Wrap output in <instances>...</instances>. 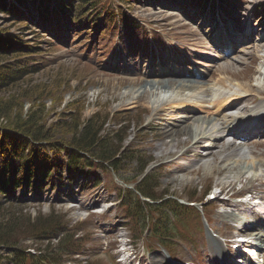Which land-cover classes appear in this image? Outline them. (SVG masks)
Returning <instances> with one entry per match:
<instances>
[{
    "label": "rangeland",
    "instance_id": "obj_1",
    "mask_svg": "<svg viewBox=\"0 0 264 264\" xmlns=\"http://www.w3.org/2000/svg\"><path fill=\"white\" fill-rule=\"evenodd\" d=\"M202 1L110 0L112 8L106 17L109 18L112 15L115 17L111 24L103 23V18H100L101 22L100 19L94 18L93 13H90L88 18L85 17L77 22L74 29L70 20L63 17V23L60 27L62 32L55 33L49 30L43 22L39 24L35 18L38 16L37 12L40 13L44 7H58L60 9L62 8L60 5H63L64 8L67 7L66 0H23L20 5H17L16 2L13 5L12 0H6L5 3H0V8L4 5L7 8L10 4L15 7V13L8 14L0 9V32L2 31L0 34L15 35L21 42L24 40L27 42L23 45L34 47L33 50H37L33 55L19 59L12 57L13 59L4 63L24 64L28 67L41 65L37 68V74L31 78L32 82L28 83V86H32L33 89V85L44 82L53 91L50 98L43 103L45 105V111L41 118L43 120L38 124L42 126L43 130L48 131L50 141L60 145V147L55 146L57 150L67 146L69 140L65 137H72L73 131L64 129L63 126L72 124L73 118L70 115H78L75 108L81 107L78 119L81 126L94 116L108 117L103 123V129L98 133V137H101L100 141L102 140L100 147L104 148L103 145L106 143L107 146L115 148L114 150L113 148L108 149L107 151L111 154L106 156L112 154H117L116 156L125 155L118 172L119 176H117L121 183L129 182L138 177L142 160L145 163L154 161L160 165L154 175V180L150 182V186L154 187L153 193L156 195L167 192L168 195L172 194L186 200L193 191L196 190L198 196L201 191L209 187V197H216L217 200L212 201L206 198L208 202H211L208 205V209L211 210V215L208 218L221 236L232 237L236 233L234 226L242 225L251 220L257 222L259 218L253 220L252 215L249 214L251 211L249 212L248 209L245 210L242 206L235 204L236 201L233 198L230 199L231 202L222 200L231 194L234 196L235 193L249 188L255 191V194L261 192L259 196L263 194L264 197V166L260 165V162H264V145L256 144L246 147L252 153L251 158L256 162L255 168H252L250 159L244 162L242 161L243 158L235 159L234 155L225 157L227 152H218L209 158H205L208 161H202L200 164L194 165L192 161L187 159H174V164L170 165L172 152L176 151L179 155L186 148L183 146L185 143L191 144L188 139L189 136L191 137L194 128L179 124L181 125L180 129L185 133L182 134L181 132L178 135L176 131L171 130V134L177 135L176 141L185 143H181L182 145L178 147H173L172 143L171 146L164 145V140L158 139L157 135L160 123L163 122L161 124L163 128L170 129L168 123L171 121L165 122V118L159 119V117L154 116L152 102L156 100V97L148 90L141 97L139 96L138 89L143 82L140 81L142 77L139 73L121 75L120 70H116V67L125 61L139 63L142 66L144 63L150 64L152 58H159L155 61L157 66H161L159 69H173L174 65H177L182 59L179 49L193 55L194 59L200 58L202 56L200 46H206L212 37L206 34V27L201 25L203 18L208 19L200 16ZM196 3H200L199 8L195 7ZM209 5L211 7L212 3L207 0L206 6L204 5L205 10H203L207 16ZM216 6L217 12L222 14L225 22H235L240 30H245L248 27L257 30V33L252 35L256 41L244 42L238 47L247 51L249 56H245V58L239 53L234 55L233 57L239 59L240 63L229 57L228 61H233L231 63L234 64L233 72L238 73V81H233L230 78L232 86L229 84L230 82L226 81L225 90L234 92L246 85L264 90V43L258 44L260 46L258 50H253L254 44L264 37V0H218ZM91 8L85 7V9H89V12H91ZM213 8L215 9V7ZM32 16L35 20L33 23L28 19ZM61 16L62 10L61 13L55 14L51 22L57 21ZM25 18L29 21L20 22L21 19ZM92 19H96L94 24L97 23V26L90 28ZM205 25H208V22ZM56 29L58 30V28ZM6 30L8 31L5 32ZM62 36H67L65 39L69 40L70 43L64 42V39L59 40ZM83 44H87V46L84 47ZM232 46L231 44L228 48L222 47L225 50L237 47ZM216 49L212 53L221 56L222 54L218 53V49ZM206 53L208 52L206 51ZM221 63L213 67L204 82L212 85L218 80L217 77L211 76L217 75L214 74V69ZM156 64L154 65L156 66ZM207 69L208 66L203 67L201 71L208 73ZM188 70H196V67L191 65ZM180 74L186 78L194 77V75L189 76L182 71ZM224 79L226 80V76ZM230 79L227 77V80ZM215 85L221 84L212 86ZM132 91L133 94H130ZM126 92L129 93L126 94ZM8 96V91L5 94L0 93V99L8 98ZM22 106L23 114H28L31 108L30 103L24 102ZM128 110H130L129 115L122 113ZM142 111H145V114L142 115ZM185 128L187 129L185 130ZM120 129L121 132L116 134ZM5 132L0 134V168L7 165L10 172L6 173V179H11L17 175H22L20 165L24 162H21L20 159L29 154V148L24 138L12 131H8L7 135ZM133 134L138 135V140H132L134 145H131V151H124V146L131 141ZM117 135L124 138V146L118 150L120 151L118 153L116 151L120 145H118L119 137L116 138ZM171 139L168 138L165 141L170 142ZM228 141L226 140V142ZM221 142L222 140L219 143ZM221 144L226 143L224 141ZM135 145L136 148H134ZM160 145L165 148H160ZM94 148L99 151V148ZM123 151L124 153H121ZM167 151L171 153L167 155L165 153ZM65 164L63 152H55L53 155L47 151H41L40 158L35 160L34 167L32 166L34 169L36 166L40 170V175L31 181L32 187L26 189L25 186H20L15 190L9 187L7 190L8 197L15 202L6 204L0 199V204L3 205V209L12 207L15 212L29 217L30 220H34L38 215L48 216L52 211L58 215L65 213L68 225L83 222L84 224L79 227V230L81 235L88 234L89 237L82 242L83 246L80 251L73 253L72 256L65 254L61 258L55 250L57 241H31L26 237L25 229L27 228L20 227L19 233L16 234V246L26 247L35 255L45 251H49L51 254L53 252L60 261L58 264H88L90 261L92 262L89 264H107L109 256H113L114 264H148L141 246L143 237L147 234V228L143 230V236L139 235L132 238L135 235L133 236L130 232L131 222L125 217L123 218V213L117 206V191L110 186L107 175L100 170L94 173L84 174V172L74 176L73 181H69L68 178L71 175L66 173ZM177 167L182 168L177 169ZM47 172L49 176L44 178ZM257 178L258 180H255ZM96 179L102 182L96 184ZM219 191L222 193L218 194ZM217 196H221V198ZM260 202L261 205L256 211H259V215L264 221V198ZM144 223L147 224V220ZM198 227L200 225L197 223ZM206 234L209 235L205 229ZM57 236H59L58 233ZM195 240L200 245L198 252L200 256L196 253L192 257L196 258L199 264H215V258L212 254L203 255V250H200L205 236L203 238L199 230L195 233ZM183 244L184 242L177 244L180 256L184 255ZM4 248L6 247L0 246L2 254L11 250ZM187 248L192 250L193 245ZM248 252L254 258L255 264H262L259 251L250 249ZM158 253L165 255L163 250L159 249V251L153 252L151 257L161 259ZM100 256L105 257V259L103 260ZM134 256L136 259L133 260ZM120 259L121 261H119ZM183 259L189 261L186 256ZM165 263L170 264L168 260H165Z\"/></svg>",
    "mask_w": 264,
    "mask_h": 264
},
{
    "label": "trees",
    "instance_id": "obj_2",
    "mask_svg": "<svg viewBox=\"0 0 264 264\" xmlns=\"http://www.w3.org/2000/svg\"><path fill=\"white\" fill-rule=\"evenodd\" d=\"M3 0H0V3ZM18 2H22L23 0H17ZM91 1L94 0H78L79 5L77 8L79 11L88 5ZM1 9V8H0ZM3 11L4 8H2ZM8 12V11H7ZM6 30L5 32H7ZM2 33V31L0 32ZM20 41L17 39L15 35L12 34H0V93H4L6 91L9 92L8 98L0 99V133L5 132L7 135L10 131L15 134L23 137L30 143V149L35 150V143H47V145L54 150L55 146H59V144H55L49 140L50 135H48V131L43 130L42 126L38 123L43 119V112L45 111L44 101L50 98L51 93L53 91L50 89L47 83L40 82L38 84L33 85V89L28 86V83L32 82L31 78L37 74L36 67H28L23 66L21 64H6L5 61L11 60L14 58H21L27 55H33L35 51L28 46L18 47L16 44H19ZM20 46V45H19ZM19 66V67H13ZM54 80V79H53ZM58 100V98H57ZM24 102H29L31 108L28 111V114H23V104ZM76 103V102H75ZM73 103V104H75ZM74 106V105H73ZM77 109L78 115L72 114L70 115L73 118V122L70 125L63 126L64 129L73 131L72 137L67 138L68 143L67 146L71 147L73 151L69 157V169L76 168L80 163H86L87 159L85 154L90 155L91 157H96L97 159H105L110 160V156H106L109 153L107 150L113 147L107 146L104 143V148L100 147V138L98 137V133L103 129V123H105V119L108 117H103L100 115L94 116L91 119H88L83 123V125H79V111L81 107L75 108ZM5 130V131H4ZM9 131V132H8ZM121 129L117 131L116 134L120 133ZM74 134V135H73ZM119 135L116 136V138ZM124 138H118V145L122 144ZM99 141V145L97 142ZM51 143V144H49ZM55 144V145H54ZM40 147L41 144H39ZM99 148V151H96L94 148ZM68 148V147H67ZM65 148V150H67ZM94 148V149H93ZM61 149H64L62 147ZM115 148H113L114 150ZM120 149V146L117 149ZM37 150V149H36ZM112 150V153H113ZM35 152V151H34ZM99 155H98V154ZM34 158H38V153L34 155ZM24 164L21 165L23 170L25 171V176L23 178L14 181V185H20L23 182L29 181L30 178L34 176V169L32 167V158L27 154L25 157L20 159ZM114 164H117L115 161ZM4 168L0 169V193L4 191L7 186V182L2 180ZM150 176H147L142 183V185L138 188V191L150 198L154 204H145L143 206H139L142 209H146L150 212L153 217L155 214L158 215V222L163 223V230L166 231V224H169L170 218L176 217L178 211L182 210L180 205L171 198L164 199L166 196L163 194L162 196H154L150 195V192L145 187V184L149 181ZM148 188L149 184L147 183ZM150 189V188H149ZM151 190V189H150ZM157 202V203H155ZM60 216L55 214V211H52L48 216H40L38 215L34 220H30L29 217L22 215L21 213H17L13 210L12 207H7V209H3V205L0 204V246L6 248H12L13 252L6 256L5 259L13 260L14 262H20L22 257L25 255L26 247L16 246L17 244V233L20 231V227H26L25 232L27 234V238L31 241H41L44 239L43 237L50 231H53L55 227H57V222ZM19 229V230H18ZM23 233V232H22ZM163 237V236H162ZM72 236L70 234H65L62 239L59 240L58 245L55 247V250L58 253L63 254L68 252V244L72 246L70 243V239ZM16 239V240H14ZM76 246V245H75ZM72 246V247H75ZM14 255L13 257H11ZM35 260H49L52 264L58 263V259L56 255L49 253V251H45L40 254L38 257H34ZM0 260L3 261V258L0 257Z\"/></svg>",
    "mask_w": 264,
    "mask_h": 264
},
{
    "label": "bare ground",
    "instance_id": "obj_3",
    "mask_svg": "<svg viewBox=\"0 0 264 264\" xmlns=\"http://www.w3.org/2000/svg\"><path fill=\"white\" fill-rule=\"evenodd\" d=\"M200 48L208 52L205 56V59L207 60L206 63L210 64V69L207 75L210 74L216 64L222 62L221 65L216 66L214 69V74L217 75L211 76L213 78H218V80L212 85L218 83L221 85L212 86L207 82H204V80L208 77L207 75L200 78L203 81L202 82L198 79V75L196 74H189L188 72L182 71L189 74V76L194 75V77L186 78V76H182V74H180L181 72H174L170 70L164 72H156L155 70H152L145 73L144 77L140 80L143 82L141 84L142 86L138 89L139 96L141 97L142 94L148 90L149 93L156 97V100L152 102L154 116L159 117V119L165 118V122L168 120L171 121H169L171 124L168 123L170 125V129H167L166 127L163 128L161 125L163 122L160 123L157 134L158 139L162 138L164 140V145L168 144L169 146L172 143L173 147H178L182 145L181 143H185L176 141V134L179 135L181 132L182 134L185 133L180 129L181 125L179 124H182V126H190V128H194L191 133V137L189 136V139L191 138L190 141L188 139V142H191V144L188 143L187 145V143H185L183 146L186 148L179 155H176V151L172 152V162L170 161V165L174 164V159H187L192 161L194 165L200 164L202 161H208L205 158H209L218 152H227L225 157L234 155L235 159L238 157L240 159L243 158L242 161L244 162L249 161L248 159H250L252 168H255L256 162L249 158L250 153L243 150L242 144L237 145L233 141L221 144L224 142L226 137H234L233 131L230 128L231 124L236 123L240 118H242V116L249 113L253 114L255 109H259L261 106H264V90L255 86H242L243 88L238 91L224 94V84L226 81L230 82V85L231 79L233 81H238V73L235 71L233 72L232 68L234 67V64L231 63L233 61H228L229 57L230 59H235L240 63L241 61L233 56L239 53L240 55L247 57L249 56L248 52L240 50L231 54L214 57L212 53L213 44L207 43L206 46H200ZM259 48L260 46L257 44L253 46V50H258ZM198 64L199 66L203 65L202 62ZM225 76L226 80L224 79ZM227 77L231 79L227 80ZM128 93L129 92H126V94ZM130 94H133V91L130 92ZM158 95L159 97H157ZM257 97H259L261 101L253 108H249V105L253 104ZM186 129L187 128H185V130ZM251 129L253 132L264 131V112L260 120L257 121ZM171 130L173 132L176 131V134L172 135ZM168 138H172L170 142L165 141ZM221 140L222 142L219 143ZM173 142L178 143L174 144ZM217 143L219 144L217 145ZM161 147L165 148L160 145V148ZM165 153L168 155L171 152L167 151ZM167 164L169 165V163ZM260 165L264 166V162H260ZM178 168L181 169L182 167H177V169ZM182 170L185 171L184 169ZM255 180H258V178ZM256 209H258V206H255V210ZM252 215L253 220L260 216L259 213ZM259 223L260 222H253L251 220L247 223L234 227L236 229V233H244L249 237V239L244 243L260 251V254L264 258V231L261 232L258 230V228L261 227ZM217 250L219 251L218 247ZM224 264H231V262L226 260L224 261Z\"/></svg>",
    "mask_w": 264,
    "mask_h": 264
}]
</instances>
